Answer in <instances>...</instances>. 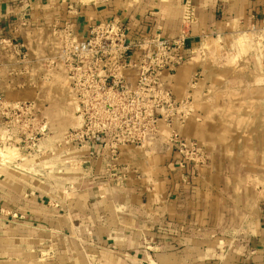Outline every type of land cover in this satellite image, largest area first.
<instances>
[{"label": "crops", "instance_id": "obj_1", "mask_svg": "<svg viewBox=\"0 0 264 264\" xmlns=\"http://www.w3.org/2000/svg\"><path fill=\"white\" fill-rule=\"evenodd\" d=\"M109 21L132 44L185 39L183 64L159 79L168 101L155 111L159 128L87 137L85 176L68 195L0 203V264H264V207L233 188L249 183L244 173L216 158L182 162L171 141L218 150L217 98L205 95L218 69L195 54L205 38L264 30V0H0V132L24 136L27 115L35 136L73 129L66 43ZM137 76L129 70L127 83ZM256 85L264 103L260 78Z\"/></svg>", "mask_w": 264, "mask_h": 264}, {"label": "rangeland", "instance_id": "obj_2", "mask_svg": "<svg viewBox=\"0 0 264 264\" xmlns=\"http://www.w3.org/2000/svg\"><path fill=\"white\" fill-rule=\"evenodd\" d=\"M195 55L218 69L216 82L205 91L207 98H217L218 113L217 120L212 122L211 142L218 150L207 152L201 143L189 141L197 143L200 149L193 155L191 164L197 168L217 159L220 166L233 167L234 176L244 173L249 183L234 184V192H249L254 199L251 207H264V103L259 104V89L255 87L258 78L264 84V30L251 25L235 30L224 39L205 38ZM64 64L67 66L65 61ZM243 76L249 81L243 82ZM261 92L264 96V87ZM75 96L73 92L71 107L76 113L73 129L64 136L52 139L31 134L34 123L29 115L22 123L24 136L0 132L1 204H18L29 197L56 199L68 195L75 183L85 176L83 147L87 137L94 136L95 141H101L104 134L113 130L143 132L159 128L154 115L161 104L151 106L149 118L85 120ZM169 105L172 112L180 106L172 101ZM152 118L155 119L150 120ZM178 140L183 139L175 135L171 140L173 146ZM175 154L178 156L176 150Z\"/></svg>", "mask_w": 264, "mask_h": 264}, {"label": "built area", "instance_id": "obj_3", "mask_svg": "<svg viewBox=\"0 0 264 264\" xmlns=\"http://www.w3.org/2000/svg\"><path fill=\"white\" fill-rule=\"evenodd\" d=\"M184 48L183 38L132 44L127 41L126 29L117 21L92 26L86 40L72 37L66 43L63 60L81 115L85 120L149 118L152 105L168 103L159 79L164 70L172 71L183 64ZM137 50L144 54L137 55ZM129 70L138 73L133 86L126 81ZM174 147L180 159L189 163L200 150L197 143L185 140H178Z\"/></svg>", "mask_w": 264, "mask_h": 264}, {"label": "bare ground", "instance_id": "obj_4", "mask_svg": "<svg viewBox=\"0 0 264 264\" xmlns=\"http://www.w3.org/2000/svg\"><path fill=\"white\" fill-rule=\"evenodd\" d=\"M111 121V120H110Z\"/></svg>", "mask_w": 264, "mask_h": 264}]
</instances>
